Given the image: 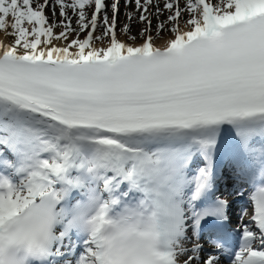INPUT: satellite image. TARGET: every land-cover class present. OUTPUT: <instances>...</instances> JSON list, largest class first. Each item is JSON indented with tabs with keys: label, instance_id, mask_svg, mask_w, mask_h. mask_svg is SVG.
<instances>
[{
	"label": "snow or ice",
	"instance_id": "6c2138e0",
	"mask_svg": "<svg viewBox=\"0 0 264 264\" xmlns=\"http://www.w3.org/2000/svg\"><path fill=\"white\" fill-rule=\"evenodd\" d=\"M129 4L126 18L138 13L143 27L123 24L121 39L120 0H0V30L11 36L0 43V220L49 199L64 222L43 264H94L93 242L75 228L79 204L68 200L76 190L113 209L151 207L166 264H264V163L246 194L251 211L241 207L227 230V199L193 210L210 156L183 193L193 146L204 155L222 122L257 158L249 140L264 136V0Z\"/></svg>",
	"mask_w": 264,
	"mask_h": 264
},
{
	"label": "clouds",
	"instance_id": "9594fccd",
	"mask_svg": "<svg viewBox=\"0 0 264 264\" xmlns=\"http://www.w3.org/2000/svg\"><path fill=\"white\" fill-rule=\"evenodd\" d=\"M75 208V228L94 245V264H166L168 245L154 210L133 202L113 209L94 198ZM64 222L49 199L0 220V264H43Z\"/></svg>",
	"mask_w": 264,
	"mask_h": 264
},
{
	"label": "rangeland",
	"instance_id": "374dc122",
	"mask_svg": "<svg viewBox=\"0 0 264 264\" xmlns=\"http://www.w3.org/2000/svg\"><path fill=\"white\" fill-rule=\"evenodd\" d=\"M30 2L31 3H33V4H38V3H40V0H30ZM68 2H70V0L68 1ZM213 2H216V0H213ZM134 8V7H133ZM135 9V8H134ZM68 11V15L69 16H71L72 17V27L73 28H75L76 27V24H75V20H76V15L73 13V11L72 10H67ZM91 11H92V9L91 8H89L88 9V11H87V13H88V15H89V17H90V14H91ZM109 15V14H108ZM165 16H166V14L165 15H162L161 17H160V19L161 20H164L165 19ZM110 17V16H109ZM53 17H52V11H51V7H49V9H48V22H49V19H52ZM55 19L56 20H60L61 18H60V15H59V7L57 6V11H56V15H55ZM136 25L134 26V24H129L130 25V31H131V33L132 34H135V33H137V28H136V26H137V24H140V28L141 27H143V25L139 22V20H138V13H137V17H136ZM125 21L123 24H125V23H127V18H126V15H125V17H123L122 18V21ZM51 21V20H50ZM156 19H155V21H154V23L152 22V25H153V31H155V24H156ZM122 23L118 26V33L120 34V32H121V29H122V25H123ZM31 26V25H30ZM134 27V28H133ZM61 29H60V27H54V29H53V31H54V33H58L59 31H60ZM84 35V33H81L80 34V36L82 37ZM167 36V33H163L162 34V36L161 37H163V38H161V39H158L157 41H159V43L158 44H161L163 41H164V38ZM72 37H69V39H71ZM11 39V38H10ZM156 41V42H157Z\"/></svg>",
	"mask_w": 264,
	"mask_h": 264
},
{
	"label": "bare ground",
	"instance_id": "6f19581e",
	"mask_svg": "<svg viewBox=\"0 0 264 264\" xmlns=\"http://www.w3.org/2000/svg\"><path fill=\"white\" fill-rule=\"evenodd\" d=\"M183 2H184V0H182V4H183ZM163 3V0H161V4ZM37 4V3H36ZM128 12H134L135 13V9L133 8V5L132 4H129V6H128ZM85 11L87 12V7H86V9H85ZM166 14V13H165ZM136 17H137V13L133 16V18H132V20H128L127 19V23L128 24H134V26L136 25ZM155 16H153L152 17V22L154 23V21H155ZM51 21H52V19H51ZM51 21L49 20V23H51ZM58 21V20H57ZM125 21L123 20L121 23L123 24ZM28 27H31L30 25L28 26ZM134 28V27H133ZM136 28H137V30L140 28V24H137V26H136ZM98 34V33H97ZM117 35H118V37L119 38H121V39H123V37L119 34V33H117ZM83 37V36H82ZM81 37V38H82ZM10 38H11V36H6L5 34H4V32H3V30H0V43H6V42H8V40H10ZM161 38H163V37H161ZM53 42L54 43H56L57 45H59L61 42L60 41H57V40H53ZM157 43V45H159L158 43H159V41H157L156 42ZM236 184H238V181H235L234 183H232V184H230V187H231V189H233V188H235L236 187Z\"/></svg>",
	"mask_w": 264,
	"mask_h": 264
}]
</instances>
